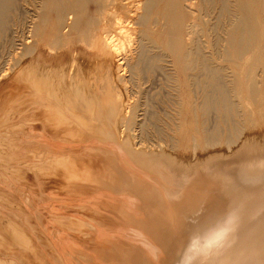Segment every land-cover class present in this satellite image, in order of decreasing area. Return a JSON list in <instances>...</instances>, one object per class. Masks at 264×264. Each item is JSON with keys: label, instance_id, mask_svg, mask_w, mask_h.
Listing matches in <instances>:
<instances>
[{"label": "bare ground", "instance_id": "1", "mask_svg": "<svg viewBox=\"0 0 264 264\" xmlns=\"http://www.w3.org/2000/svg\"><path fill=\"white\" fill-rule=\"evenodd\" d=\"M114 1L119 3L122 7L121 10L125 9L128 12L126 16L119 17L123 18V21L118 23L123 25L122 27L117 26L116 29V26H113L115 30H110L112 33L106 32L107 34L101 43L100 54L97 55L98 59L95 62L84 59L79 61V64L76 62V66L52 67L44 64L43 60L41 62L39 58L31 57L28 62L21 57L24 60L22 61L24 63L26 61L27 64L23 66L20 63L22 68L19 65L21 69L13 73L12 83L16 82L18 87L9 85L0 93V114L6 112L9 104L21 100H24L22 107L25 109V113L21 117H17L16 119L21 120L13 123L9 129L1 130L0 160L17 162L18 158H22L23 155L14 152L18 149L21 151L23 147L27 149L29 154L36 156L38 155L37 152L40 151L37 146L49 143L52 146H47L48 149L46 148L47 151L44 154L48 161L47 169L39 167L40 170H34L38 178L42 175L45 176L44 179L43 177L39 180L35 178L43 193L47 194L48 189L50 187L52 189L55 182L61 184L64 178L71 177L70 185L73 186L76 197L86 198L88 190H93L96 197H104V202L99 206V212L97 211L99 220L96 221L95 225L91 223L93 226L88 223V227L85 228L88 230L86 236L94 245L92 249L91 247L88 249L91 252L90 261L87 264H153L161 253L165 256L160 264H264V134L247 132L248 129L257 125L255 124L257 119L254 112L248 111V105L242 97L243 86L248 80L255 81V85L248 89L249 95L255 98L261 95L263 82L261 80L259 83L261 78L254 75L255 68L252 66H258L264 60V20L260 19L262 17L258 18L257 15H254L256 17L252 15L247 0H235L232 7L229 6L230 0H220L219 12L223 16L218 15L217 17L215 15L218 18V23L215 21L216 23L214 22L215 24L212 26L210 22L213 27L210 30L218 33L221 31V26L226 24L227 28L224 30L227 37L223 33L221 34L226 37V46L224 47L223 41H221L223 50L221 45L220 47L218 45L213 46L212 43L219 34L216 36L215 32L216 38H213L211 46L213 49L217 46L219 49L221 48L222 51L219 50L218 54L221 58H228L233 62L243 61L244 65L241 72L234 75V79L232 78L228 82L226 77L213 67L214 65H211L212 59L208 57L210 53L205 55L204 43L201 45L198 37L195 38L196 35L201 36L204 33L203 28L206 25L203 24H206L204 23L206 21L203 24L200 22L203 27L200 26L199 22L198 25L193 26L194 23L191 25L189 21L186 23L184 22L185 19L182 20V15L184 12L186 13L188 6L192 7L190 0L189 3L188 0ZM206 1L212 4L216 3L215 0ZM89 2L90 0H51L45 4V8L57 14L58 33L53 38L54 44H59L70 32L78 30L82 26V16ZM186 2L188 6L185 5ZM162 4H165L164 7ZM119 5H117L118 8ZM17 6L18 0H0V38L8 33L10 23H13L10 22V18L14 15L10 16L16 12ZM113 13L115 12L113 11ZM33 14L35 13L33 12ZM105 14L106 7L102 20H104ZM111 15L113 16V14ZM116 17L118 18V16ZM206 17L208 19V16ZM222 17H225L226 22H223L224 19L220 20ZM205 18L203 17L201 20H206ZM31 20L33 19H30V22ZM219 20L223 22V25ZM35 21L33 22L35 23ZM88 23L90 22L88 21ZM150 26L160 27L161 37L164 39V46L160 48V51L157 49L159 52L155 55L149 54L151 53L148 46ZM107 29L109 30V28ZM38 30L39 27L36 32ZM80 33L82 34L81 31ZM191 35L192 37L195 35V39L188 43ZM221 38L219 40L223 39ZM216 41L215 43L218 44L219 41ZM125 43L130 47L137 44V53H132L134 48H130V51L127 52L131 53L130 55L124 54L126 52L122 53L124 55L120 54L122 49V52L124 51ZM61 44L62 42L58 46ZM19 46L17 44L16 47ZM13 47L11 48L13 49ZM16 47L14 48L20 49ZM9 49L10 47L5 51ZM21 49L18 50L19 53ZM10 52L12 53V51ZM13 52L16 51L13 50ZM27 52L33 55V47H27ZM216 52L218 53V51ZM216 52L213 54L215 55ZM12 54L14 55V53ZM8 56L12 55L9 54ZM165 59L169 60V64L174 65L171 70L180 67L190 80L198 79L195 82L197 83L196 86L203 91L199 108L205 118L214 114L216 121L226 126V129H222L218 122L211 128L206 127L205 124L204 137L201 140L197 137L194 138L193 152L195 155L193 157L176 155L174 151L164 149L165 145V147H161L162 143H159V148L161 147L162 151L157 149L156 151L159 153H153L154 150L151 151L144 147L147 145L142 143L144 137H147L145 136L147 130L145 125L137 121L141 104L131 102V97L134 95L131 90L136 89L139 96L145 88L141 89L144 83L150 82L151 77L153 79L151 75H154L158 69L155 66ZM1 61L3 60L1 59ZM163 64L166 65L167 62ZM9 67L5 66L4 68ZM0 68L2 67L0 66ZM6 74L0 75L1 79L7 78ZM161 76L164 78L163 74ZM156 79L157 77H155ZM153 82L152 85L154 86ZM171 84L170 87L173 86ZM191 87L198 89L195 86ZM145 95L148 99L147 94ZM18 96H22V99H19ZM142 97L144 98V96ZM191 98L190 96L189 100ZM179 102L181 103V101ZM189 104L191 103L189 102ZM259 110L261 111V108ZM236 112L242 118L241 122L238 123L239 125L232 123V116ZM84 115L89 116L90 119L86 123L90 126V134L82 132L75 122L76 119L83 121ZM72 116H75L76 119H71ZM132 127L140 129L141 142L136 140V138L139 139L138 132L136 136L132 134ZM62 137L65 138L63 140L65 143L70 142L66 141L67 137L76 142V144L71 143L75 147L68 148L69 145L63 142H52V138L61 140ZM79 141L85 145L84 150L78 148L82 146L80 144L78 146ZM66 146L68 147L65 148ZM186 146L188 147V145ZM153 147L151 146V148ZM218 147L221 149L216 151ZM203 151L206 153L203 154ZM93 155L96 157L99 155L100 158L97 157L99 160L95 158V161L88 162L87 159ZM156 156L158 158H155ZM10 164L12 163L10 162ZM127 165L131 166L127 167ZM3 166H6V163ZM14 169H12L13 173L10 174L18 173V171L14 172L16 170ZM0 170L2 171L0 172L1 176L7 178L6 175L9 173L5 171L6 174L2 169ZM196 174L203 178V182L197 188L198 193L194 194L189 185L192 176ZM18 176L19 179L24 178L33 181V178L28 175V178L24 174ZM193 178L195 177L193 176ZM0 179L2 178L0 177ZM7 182L9 183V181ZM7 182L5 184L9 187ZM185 188H189L188 192L191 197L188 198V201L184 202L183 200L181 202L185 194L188 193L187 190H184ZM0 190V208L4 209H0L2 210L0 211V233H7L8 235L4 234V236H8L11 240V242L9 240L10 243L5 241L4 244L3 241L7 237L5 236L4 240L0 238V248L5 251L7 250L5 246L10 244L13 245L14 250H19L13 254L14 259H11L12 257L4 258L0 255V264H80L78 261L69 260V257H66L63 249L67 247L62 248V243H55V240L50 243L49 235L51 232L48 231L49 235L45 233L49 229L48 226H59L62 217L58 221L53 212H49L50 208L47 211L49 217H45L49 219L48 224L44 218L45 214L43 215L44 211L39 213L36 211L39 215L35 214V218L32 216L33 214L25 215L24 211H20L24 214L22 215L19 213L20 208L17 209L18 211L16 210L19 201L18 203L15 202L17 199L14 198L15 196L11 194V191ZM31 191L33 192L32 196H34L37 189L32 187ZM92 196L90 195V197ZM43 197L41 195V198ZM50 198L53 201L56 199L52 196ZM77 204L75 206H78ZM22 205L18 207H23ZM86 221L88 222V220ZM35 222L36 224H33ZM178 229L181 230L180 233H178ZM49 230L51 231V229ZM37 232L44 235L41 237V234L39 235ZM58 237L56 236V238ZM46 239L50 244L43 242ZM59 241L61 242V240ZM76 254L75 256H77ZM69 255H72L71 252ZM62 257H64V261ZM48 258L51 259V262Z\"/></svg>", "mask_w": 264, "mask_h": 264}, {"label": "rangeland", "instance_id": "2", "mask_svg": "<svg viewBox=\"0 0 264 264\" xmlns=\"http://www.w3.org/2000/svg\"><path fill=\"white\" fill-rule=\"evenodd\" d=\"M33 1V2H32ZM51 0H18V6H17V9L15 10L16 12H14V14H12L10 17H12L14 15V17L10 18V22H13V23H10V29L8 30V33H5L3 36L5 37H2L0 38V57L1 59L4 61H1L0 59V66L2 68H0V75H4L6 74V77L10 76L9 78H2L0 77L1 81H0V93H2L9 85H13V86H17V83L16 82H13L12 83V76H13V73L16 72V70L18 71V69H21L22 68V65L24 66V64L26 65L28 61L32 58H39L42 62L43 60V63L44 64H47L49 66H52V67H59V66H62L65 65L66 67H72V66H76L77 63L79 64V61H82L84 59L86 60H90L91 62H95L97 59H98V56L100 54V50L102 48V41L104 40V37L107 33H110L111 31H114V27L117 29L119 27H122L123 25H120L118 24L120 21H123V18H119L120 16H126L127 14V10L122 9V7L119 5V3H117L116 1L114 0H90V2L88 3V6L87 8L85 9L84 13H83V16H82V21H81V25L79 27L78 30H73L72 32H70L67 37H65V41L62 40V44L60 46H58L59 44H54L53 42V38L55 36H57V33H58V19H57V14L55 12H52L51 10L45 8V4L50 2ZM206 0H190V6L192 5V7H189L188 4L189 3V0H188V3L186 2L185 5L188 6V10L186 11V13L184 12V14L182 15V20H184V22L186 23H189L192 25L193 23V26L194 25H198V22L202 23L204 21V23L206 24H203V25H206V27H204L201 23H200V26L202 25L204 28V33H202L201 36H195L192 35L190 36V39H188V43H191L192 39H195L196 37H198L199 39V42L200 44L202 45L203 43V46L205 47L204 49V52H205V55L207 56V54L210 53V56L208 55L209 59H212V63L211 65H214L213 67L217 68L223 76L226 77V80L229 82L231 81V79L233 78L234 79V75L238 74L241 72V70L243 69V61H239L237 60L236 62H233L231 61L230 59L228 58H224L219 54L220 51L223 50V45L224 47L226 46L225 44V39H226V34H225V30L227 27H226V24H224V26H221V31H219L218 33L221 35L223 33V35H225L226 37H224L223 35H219L217 33V31H211L210 29L213 28V24H215L217 21H218V15L223 16L220 14L219 12V9H220V0H215L214 4L210 3V2H205ZM229 1V0H227ZM231 4H230V3ZM228 3H229V6L232 7L234 5V2L235 0H230ZM31 3V4H29ZM112 3V4H111ZM114 3V4H113ZM218 3V4H217ZM255 3V4H254ZM35 4V5H34ZM39 4V5H37ZM247 4L249 5V8L251 10V12L253 13L252 15H257L258 18L264 20V0H247ZM261 4V5H260ZM108 5V6H107ZM117 5H119V8L117 7ZM165 4H162V6L164 7ZM201 7H200V6ZM209 7H208V6ZM213 5V6H212ZM20 6V8H19ZM36 6V7H35ZM161 6V7H162ZM215 6V7H214ZM219 6V7H218ZM106 7V14L104 15V20H102L103 18V14H104V8ZM162 7V8H163ZM200 7V8H199ZM36 8V10H35ZM118 8V9H116ZM192 8V9H191ZM256 8V9H255ZM261 8V9H259ZM35 10L33 11L35 14H33V12L31 10ZM190 9V10H189ZM233 9V8H232ZM19 10V11H18ZM111 10V12H110ZM116 10V11H115ZM121 10V12H120ZM113 11L115 13H113ZM196 11V12H195ZM215 11V13H214ZM117 12V14H116ZM124 13V14H120V13ZM195 12V13H194ZM113 14V16L111 14ZM190 13V14H188ZM262 13V14H261ZM115 14V15H114ZM120 14V15H119ZM197 14V15H196ZM198 14H199V17H198ZM193 15V16H192ZM195 15V16H194ZM217 17H216V16ZM263 15V16H262ZM36 16V18H34ZM118 16V18L116 17ZM189 18H188V17ZM208 16V19L207 17ZM19 17V18H18ZM109 17V18H108ZM116 17V19H115ZM187 17V18H185ZM194 17V18H193ZM205 18L206 20H201V18ZM256 17V16H254ZM200 18V19H199ZM210 18V19H209ZM12 19V20H11ZM30 19H33L31 20L30 22ZM36 19V21H35ZM42 19V20H41ZM92 19V21H91ZM118 19V20H117ZM188 19V20H187ZM198 19V21H197ZM213 19V20H211ZM217 19V20H215ZM223 20V22H226V19L225 17H222L220 20ZM41 20V21H40ZM108 22H107V21ZM208 20V21H207ZM211 20V21H209ZM219 20V21H220ZM35 21V23L33 22ZM88 21L90 23H88ZM114 21V22H113ZM118 21V22H117ZM189 21V22H188ZM197 21V22H196ZM216 21V22H215ZM16 24H15V23ZM106 25H105V23ZM208 22V23H207ZM210 22L212 23L210 25ZM215 22V23H214ZM223 22L220 21V23L223 25ZM21 23V24H20ZM112 25H110V24ZM115 25H114V24ZM218 23V22H217ZM34 24V25H33ZM109 27H108V26ZM209 25V26H208ZM32 26V27H31ZM41 26V27H40ZM114 26V27H113ZM125 26V25H124ZM39 27V30L38 32H36L37 28ZM86 27V28H85ZM109 28V30L107 28ZM126 27V26H125ZM154 26H150V29L148 30L149 31V40H148V46L150 47L149 48V51L151 53H149L150 55H155L157 52L160 51V48H162L164 46V39L161 37V29L160 27H154ZM32 28V29H31ZM57 28V29H56ZM156 28V29H155ZM223 28V29H222ZM83 29V30H81ZM208 29V30H206ZM82 32V34L80 33V31ZM111 30V31H110ZM109 31V32H108ZM208 31V33H207ZM84 32V33H83ZM107 32V33H106ZM214 32L216 33L215 35L217 36V38L215 37L214 35ZM28 33V34H27ZM77 33V34H76ZM112 33V32H111ZM213 33V34H212ZM71 34V35H70ZM119 34V32H118ZM121 34V33H120ZM211 34V36H210ZM52 35V36H51ZM75 35V36H73ZM79 35V37H78ZM203 35H207V36H204ZM38 36V37H37ZM137 38L138 36L135 35ZM195 36V38H194ZM214 36V37H213ZM70 37V38H69ZM72 37V38H71ZM74 37V38H73ZM134 37V38H136ZM221 38L222 40H219V38ZM31 40H30V39ZM34 38V39H33ZM69 38V39H68ZM136 38V39H137ZM212 38V39H211ZM213 38H216L214 39V43L213 42ZM3 40V41H2ZM18 41L17 43H15L16 41ZM24 40V41H23ZM29 40V41H28ZM204 40V41H203ZM211 40V41H210ZM13 43H11V42ZM21 41V42H20ZM218 42V44L215 43ZM221 41H223V45L221 44ZM20 42V43H19ZM28 42V43H26ZM30 42V43H29ZM50 42V43H49ZM156 42V43H155ZM202 42V43H201ZM206 42V43H205ZM9 43H10V46H9ZM26 45H25V44ZM48 43V44H47ZM53 43V44H52ZM68 45V46H65L64 45ZM67 43V44H66ZM213 46H216L218 45L220 47L221 45V48L219 49V47H215L213 49V47L211 46L212 44ZM4 44V45H3ZM8 44V45H7ZM13 44V45H12ZM18 44L19 47H16ZM24 44V45H23ZM158 44V45H157ZM207 44V45H206ZM12 45V46H11ZM33 45V46H32ZM35 45V46H34ZM47 45V46H46ZM52 45V46H50ZM128 46L129 48H127L126 46ZM137 44H134L132 45L131 47L128 45V44H124V51L122 52V50L120 51V54L124 53V54H129L127 53L128 51H130V48H134L132 50V53L136 54L138 50V46ZM211 46V47H206V46ZM16 48H22L20 53L18 50L20 49H15L14 47ZM10 47V51H12V53H14V56L9 50L5 51L6 49H8ZM13 47V49L11 48ZM26 47V48H25ZM27 47H33V51H34V54L33 55H30V53L27 52ZM57 47H59L57 49ZM126 47V48H125ZM159 47V48H158ZM51 48V50H50ZM136 48V49H135ZM129 49V50H128ZM152 49V50H151ZM159 49V51L157 50ZM207 49V50H206ZM214 51H213V50ZM215 49H218V50H215ZM13 50H15L16 52H13ZM23 50V51H22ZM156 50V51H155ZM209 50V51H208ZM220 50V51H219ZM5 51V52H4ZM18 51V52H17ZM25 51V52H24ZM36 51V52H35ZM153 51V53H152ZM208 51V52H207ZM212 51V52H211ZM218 51V53L216 52ZM9 52V53H8ZM214 52L215 55L213 54ZM7 53V54H5ZM19 56H17V54ZM26 53V54H25ZM207 53V54H206ZM9 54H11L12 56H8ZM122 54V55H124ZM131 54V53H130ZM129 54V55H130ZM213 54V55H212ZM3 55V56H2ZM251 56L253 55L250 54ZM249 55V56H250ZM30 56V58H29ZM75 56V57H74ZM97 56V58H96ZM214 59H213V57ZM215 56H217L215 58ZM3 57V58H2ZM5 57V59H4ZM12 60H11V58ZM14 57H17V58H14ZM25 63L23 62L24 60ZM219 57V58H218ZM14 58V59H13ZM79 58V59H78ZM81 58V59H80ZM10 59V60H8ZM29 59V60H28ZM77 59V60H76ZM221 59V60H220ZM8 60V61H7ZM15 60V62H14ZM23 60V61H22ZM223 60V61H222ZM9 64V65H7ZM11 61V62H10ZM74 61V63H73ZM166 61L167 64H163V63H166L164 62ZM164 61H161L160 63L158 62V65H156L155 67H157V71L155 72L154 75H151L153 76V79L151 77V81L148 82L147 84L144 83V86H142L141 89H143L139 94L138 96V93H137V90L136 89H133V87H131V92H134V95H132L133 97H131V102L133 103H137V104H141V108H140V111H139V114H142V115H139L138 114V122L145 125L146 126V134L145 136L147 137H144V142L142 143H146V144H143V145H147V146H144L148 149H150L151 151H153V153H159V151L157 152L156 150L160 149L162 146H164L163 148L164 149H168V150H172L174 151V153L176 155H179V156H182V157H193L195 155V152H193V144H194V138H198V139H202L204 137V129H205V124H206V127H213L215 126L216 123H218L215 119V116H213L214 114H212V116H208V118H205L203 112L201 111V109L199 108L201 102H202V96H203V91L202 89H199V87H197V80H190L188 78V76L186 74L183 73V71L180 69V67H175L176 70H171V68L174 67V65L172 64H169V60L168 59H165ZM3 62V63H2ZM17 62V63H16ZM69 65H68V63ZM77 62V63H76ZM224 62V63H223ZM229 64H228V63ZM13 65H11V64ZM20 63L22 65H20ZM67 63V64H66ZM71 63V64H70ZM219 63V64H218ZM223 63V64H222ZM2 64V65H1ZM6 64V65H5ZM76 64V65H75ZM161 64V65H160ZM225 64V65H224ZM16 65V66H14ZM19 65L21 66V68L19 67ZM169 65V66H168ZM216 65V66H215ZM242 65V66H241ZM5 66L9 67V68H4ZM161 68H160V67ZM164 66H167L164 68ZM226 66V67H225ZM13 67V69H12ZM231 67V68H230ZM253 68H255V73L254 75L256 77H259L261 79H259V83H261V80H262V87H261V95L259 97H251L249 95V92H248V89L250 87H253L255 85V81L254 80H248L246 81V85L243 86V93H242V97L245 101V103L248 105V111L249 112H254V114L256 115V123L257 125H254L253 128H250L247 130L248 133H256V134H264V60L262 63H260L258 66H252ZM16 68V69H15ZM170 68V69H169ZM221 68V69H220ZM223 68V69H222ZM169 69V70H168ZM226 69V70H224ZM3 70H6V71H3ZM9 72H8V71ZM13 70V71H12ZM166 70L170 71L169 73L166 72ZM223 72H222V71ZM159 73V74H158ZM160 73H162L164 75V78H162L163 76L160 75ZM180 73V74H179ZM260 73V74H259ZM158 74V75H157ZM171 74V75H169ZM231 74V75H230ZM167 75V76H166ZM169 75V76H168ZM178 75V76H177ZM189 75H192V73H189ZM155 77H157V79L159 80V82L157 83V81L155 80ZM172 77V78H171ZM230 77V78H228ZM169 78V79H168ZM183 78V79H182ZM8 79V80H7ZM173 79V80H171ZM203 79V78H201ZM200 79V80H201ZM4 80V82H3ZM154 81V82H153ZM182 81V82H180ZM186 81V82H185ZM11 82V83H10ZM152 82L154 84V86L152 85ZM156 82V84H155ZM169 82V83H168ZM173 82V83H172ZM172 83V84H171ZM195 83V84H194ZM151 84V85H150ZM168 84H169V87H168ZM170 84L172 87H170ZM19 85V84H18ZM184 85V86H183ZM188 85V86H187ZM154 88H153V87ZM191 86H195V88H198V89H194V87H191ZM130 87V86H129ZM148 88V89H147ZM173 88V89H172ZM185 88V89H184ZM193 88V89H192ZM177 89V90H176ZM184 89V90H183ZM147 90V91H146ZM187 90V91H186ZM194 90V91H193ZM201 90V91H200ZM200 91V92H199ZM174 92V94H173ZM194 93V94H193ZM135 94L136 97H135ZM147 94V98L146 99V95ZM196 94V95H195ZM150 95V96H149ZM171 95V96H170ZM174 95V96H173ZM177 95V96H176ZM185 95V96H184ZM195 95V96H194ZM144 96V98L142 97ZM176 96V97H175ZM190 96L192 97L190 100ZM22 96H18L19 99H22L21 98ZM138 97V98H137ZM195 99H194V98ZM197 97V98H196ZM151 98V99H150ZM173 98V99H172ZM185 100H184V99ZM142 99V100H141ZM176 99V100H175ZM136 100V101H135ZM141 100V101H140ZM147 100V102H146ZM173 100V101H172ZM258 100V101H256ZM23 101L24 100H21L19 102H13L11 104H9L6 108V112H3L2 114H0V132L2 131H6L7 129L10 128V126L13 124V123H17L18 121H20L21 119H16L17 117H21L22 115H24L25 113V109L22 107L23 106ZM144 101V102H143ZM181 101V103L179 102ZM192 101V102H191ZM189 102L191 104H189ZM18 103H19V106H18ZM22 103V104H21ZM145 103V104H144ZM193 103V104H192ZM200 103V104H199ZM143 104V105H142ZM151 106H150V105ZM187 104V105H185ZM195 104V105H194ZM197 104V106H196ZM17 105V107H16ZM174 105V106H173ZM199 105V106H198ZM12 106V107H11ZM184 106V108H183ZM15 107V108H14ZM21 107V108H20ZM147 109H145V108ZM181 107V108H180ZM154 108V109H153ZM174 108V109H173ZM251 108V109H250ZM259 108H261V111L259 110ZM12 110V111H11ZM155 110V111H153ZM159 110V111H158ZM174 110V111H173ZM164 111V112H163ZM167 111V112H165ZM170 111V112H169ZM173 111V112H171ZM17 112V113H16ZM18 112H22V113H18ZM157 112V113H156ZM159 112V113H158ZM177 112V113H176ZM190 112V113H189ZM162 113V114H161ZM165 113V114H164ZM169 115H168V114ZM20 116H18V115ZM147 114V116L145 117V115ZM160 114V115H159ZM167 114V115H166ZM174 116H173V115ZM263 114V115H262ZM163 115V116H162ZM165 115V116H164ZM9 116H11L12 118H10ZM168 116V117H167ZM169 116H173V117H169ZM198 116V118H197ZM13 117H15L13 119ZM74 117V118H72ZM71 119L75 120V116H72ZM145 117V118H144ZM151 117V118H150ZM160 117V118H159ZM262 117V118H261ZM8 118V119H7ZM83 121H77V119L75 120V122L77 123L79 129L84 132V133H88L90 134V126L88 124H86L87 122H89V116H83ZM150 118V119H149ZM167 118V119H166ZM193 118V119H192ZM12 121H11V120ZM16 119V121H14ZM88 119V120H87ZM163 119V120H162ZM170 119V120H169ZM205 119V120H203ZM152 120V121H151ZM194 120V121H193ZM200 120V121H199ZM208 120V121H207ZM242 120V118L240 117V115L236 112L234 113V115L232 116V123H235V124H238L240 123ZM152 123H151V122ZM188 121V122H186ZM198 121V122H197ZM202 121V122H201ZM161 122V124H160ZM191 122V123H189ZM5 123V124H4ZM9 123V124H8ZM148 123V124H147ZM185 123V124H184ZM188 123V124H187ZM199 123V124H198ZM220 123V122H219ZM174 124V125H173ZM221 124V123H220ZM177 125V126H175ZM187 125V126H186ZM202 125V126H201ZM239 125V124H238ZM163 126V127H162ZM170 126V127H168ZM154 127V128H153ZM165 127V128H164ZM201 127V128H200ZM221 128L222 129H226V126L221 124ZM133 131H132V134L134 136H139V139L136 138L137 142H141V138H140V135H141V132H140V129L136 127H132ZM136 129V130H135ZM2 130V131H1ZM135 130V131H134ZM193 131V132H192ZM134 132V133H133ZM138 132V133H137ZM170 134H169V133ZM186 132V133H185ZM200 132V134H199ZM137 133V134H136ZM150 133V134H149ZM158 133V134H157ZM193 133V134H192ZM155 134V135H154ZM171 135V137H170ZM176 135V136H174ZM63 136V135H61ZM167 136V137H165ZM174 136V137H172ZM241 136V135H240ZM142 137V136H141ZM163 137V138H162ZM64 138V137H62ZM59 140H55L54 138H52V142L53 141H56L55 143H61L63 142L64 139ZM147 138V140H146ZM160 138V139H159ZM178 138V139H176ZM186 138V139H185ZM54 139V140H53ZM152 139V140H151ZM162 139H165L162 141ZM175 139V140H174ZM154 140V141H153ZM158 140V141H157ZM192 140V141H191ZM57 141H60V142H57ZM66 141H70V142H66L65 141L63 142L64 144L66 145H69L66 146L65 148H71V146L75 147V145H72L71 143H75L73 140H71L70 138H66ZM152 141V142H151ZM157 141V142H156ZM188 141V142H187ZM185 142V143H184ZM54 143V142H53ZM148 143V144H147ZM152 143H155V144H152ZM161 145H160V144ZM173 143V144H172ZM175 143V144H174ZM176 143H179L178 145ZM187 143V144H186ZM189 143V144H188ZM47 144V145H46ZM82 145V143L79 141L78 143V146ZM150 144V145H149ZM184 144V145H183ZM51 145V144H50ZM49 143H45L43 145H39L37 146L38 149H40L39 152H37L38 155L34 156L32 154H29V152L27 151V149H25L24 147L21 149V151L19 150H16L14 153L15 154H19L20 155H23L22 158H18L19 160L17 163L15 160V162L13 161H10V160H0V169L3 170V172H8L9 175L7 174L6 176H8L7 178H3L4 176H1L0 174V177L2 179H0V189H6V191H11V194L13 196H15L14 198H16L17 200L15 202L18 203V205H16V210L18 208H20L19 210V213L22 214L21 212H23L25 215L27 214H33L32 216L35 218V214L39 215L38 213L39 212H43V215H44V218L47 216L49 217V214L47 213L48 211V208L49 209V212L54 214V216L56 217V219L58 218V221L60 222L59 226L58 225H51V226H48L49 229H51V231L49 229H47L45 231V233L47 235H49L51 232V236L49 235V241L50 243H52L51 241L55 240V243H58V244H61L63 245L62 248L67 247V248H64V253L66 254V257H69L68 259L69 260H76L78 261L80 264L81 262L84 264H87L89 261H90V258H89V255H90V252L88 249L91 247V249L94 247L93 245V242L89 240V238L86 236V234L88 233V230L85 228L88 227V225H92L93 224L95 225L96 221L99 220L98 218V215H97V211L99 212V206H101V204L104 202V197L103 196H94L95 195V192H93V190H88V193H87V197L86 198H78L75 196V190L73 188V186L70 185V180H71V177H66L63 179L62 183H57L55 182L54 183V188L50 187V189H48L47 191V194L46 193H43V191L41 190V187L38 186L37 184V180L35 181V178L37 179L38 176L36 175L35 171L34 170H40V168H44V169H47V165H48V161L45 159V151H47L48 147L50 146ZM157 147H156V146ZM159 145L161 146L159 148ZM188 145V147L186 146ZM48 146V147H47ZM52 146V145H51ZM85 145H82V146H79L78 148L84 150ZM151 146L154 148H151ZM178 148H176V147ZM73 147V148H74ZM171 147V148H170ZM173 147V148H172ZM175 147V148H174ZM191 147V148H190ZM47 148V149H46ZM188 148V149H187ZM221 148L218 147L216 149V151L220 150ZM162 151V149H160V152ZM44 152V153H43ZM178 152V153H177ZM202 153V152H201ZM206 153V151H203V154ZM27 154L28 156H25ZM94 156V155H93ZM91 156L88 160V162H93L95 161L97 157L100 158V156L98 155L97 157L96 156ZM38 158V159H37ZM99 158H97V160H99ZM155 158H158L157 156ZM5 161V162H4ZM2 162V163H1ZM9 164H8V163ZM10 162L12 164H10ZM6 163V166H3L5 165ZM41 163V164H40ZM44 163V164H43ZM46 163V164H45ZM3 167H2V166ZM12 165V166H10ZM42 165V166H41ZM38 166V167H37ZM131 165H127V167H130ZM2 167V168H1ZM16 169H14V168ZM29 167V168H27ZM40 167V168H39ZM5 168V169H4ZM9 168V169H8ZM10 168L14 169L15 171L14 172H17L16 174H10L11 172L13 173V170L11 169V172H10ZM29 169V170H28ZM9 170V171H8ZM0 172H2L0 170ZM20 172V173H19ZM22 172V173H21ZM30 175H29V174ZM24 174L27 178L28 176L29 177H32L33 178V181L31 180H28V179H24V178H17L19 177L18 175L22 176ZM143 174V173H142ZM15 175V177H14ZM28 175V176H27ZM35 175V176H33ZM193 176L195 178H193ZM192 176V181L189 185L191 191L194 193V194H197L198 190L197 188L201 186L202 182H203V178H200L199 174L197 175H193ZM10 177V178H9ZM44 177L45 176H41ZM41 177H39L41 179ZM14 178V179H13ZM38 178V180H39ZM7 179V181H9V183L7 181H5ZM68 179V180H67ZM22 180V181H21ZM28 180V182H27ZM4 183H3V182ZM5 182H7L9 185V187L6 186ZM57 184V185H56ZM11 185V186H10ZM56 185V186H55ZM62 185V186H61ZM65 185V186H64ZM22 186V187H21ZM37 186V187H36ZM32 187H35V190L37 189L36 191V194L34 196L33 195V192L31 191L32 190ZM39 187V188H38ZM72 188V189H71ZM8 189V190H7ZM60 189V190H59ZM71 189V190H70ZM189 188H185L184 190L186 192H188ZM64 190V191H63ZM1 191V190H0ZM39 191H42L41 193ZM62 191V192H61ZM90 191V192H89ZM16 192V193H14ZM64 192V193H63ZM71 192V193H70ZM93 192V193H91ZM40 193V194H39ZM43 193V194H42ZM58 193V194H57ZM29 196H28V195ZM37 195H40V196H37ZM41 195L43 197H46L44 199L41 198ZM46 195V196H45ZM90 195L92 197H90ZM56 197V199L53 201V199H51L50 197ZM34 197V198H33ZM71 197V198H70ZM102 197V198H101ZM191 197V195L188 193L185 194V196L182 198L181 202L184 200V202L188 201V198ZM33 198V199H32ZM88 198V199H87ZM92 198V199H91ZM94 198V199H93ZM100 198V199H99ZM43 199V200H42ZM74 199V200H73ZM77 199V200H76ZM79 199V200H78ZM186 199V200H185ZM25 201V202H24ZM46 201V202H45ZM50 203H49V202ZM90 201V202H89ZM92 201V202H91ZM45 202V203H44ZM72 202V204H71ZM79 202V203H78ZM82 202V203H81ZM15 203V204H17ZM25 203V204H24ZM41 205H40V204ZM45 204L46 206H43L42 205ZM52 203V204H51ZM77 204L78 206L82 205L81 207H78V206H75V204ZM21 204H23L22 206L23 207H18V206H21ZM32 204V205H31ZM48 204H51V205H48ZM66 204V205H65ZM88 204V205H87ZM57 205V206H56ZM72 205V206H71ZM43 206V207H42ZM63 206V207H62ZM75 206V207H73ZM90 206V207H89ZM44 207L46 208L44 209ZM52 207V209H51ZM57 207V208H56ZM61 207V208H60ZM24 208H27L26 210ZM2 209V208H0ZM57 209V210H55ZM59 209V210H58ZM4 210V209H2ZM0 210V211H2ZM17 210V211H18ZM35 210V211H34ZM40 210V211H39ZM42 210V211H41ZM51 210V211H50ZM94 210V211H93ZM21 211V212H20ZM26 211V212H25ZM38 211V213L36 212ZM46 211V212H45ZM4 212V211H3ZM5 213V212H4ZM22 214V215H24ZM61 214V215H60ZM64 214V215H63ZM58 215V216H57ZM32 217V218H33ZM62 217V218H60ZM70 218V219H67V218ZM33 218V220H34ZM60 218V219H59ZM66 218V219H65ZM84 218V219H82ZM91 218V219H90ZM46 219V218H45ZM65 219V220H64ZM81 219V221H80ZM88 220V222L86 220ZM96 219V220H95ZM49 219H46L47 221V224H48V221ZM83 220V221H82ZM64 221V222H63ZM67 221V222H66ZM86 221V222H85ZM66 222V223H65ZM79 223V224H78ZM89 223V224H88ZM93 223V224H91ZM23 224V223H22ZM33 224H36L33 223ZM82 224V225H81ZM67 225V226H66ZM66 226V227H65ZM52 227V228H51ZM62 227V228H61ZM76 227V228H75ZM53 229V230H52ZM59 229V231H58ZM55 230V231H54ZM67 230V231H66ZM70 230V231H69ZM49 231V232H48ZM74 235H73V233ZM178 233L181 232L180 229L177 230ZM55 232V233H54ZM58 235H57V233ZM1 234V233H0ZM3 234V236H2ZM1 234V237L2 238L1 240H4L5 236L4 234H7V233H2ZM37 234H41L40 232H37ZM55 234V235H54ZM8 235V234H7ZM44 234H41V237L43 236ZM54 235V236H52ZM61 237H58L60 236ZM56 236L58 238H56ZM64 236V237H63ZM69 236V237H68ZM7 238L3 241V243L6 241V242H9V237L6 236ZM53 237V239H52ZM68 239L66 240V238ZM74 237V238H73ZM81 237V238H80ZM64 238V239H63ZM61 240V242L58 240V242H56L57 240ZM40 240V239H39ZM45 240V239H44ZM48 239H46L47 241ZM64 240V241H62ZM43 241L44 243L46 244H50L49 241ZM11 242V240H10ZM9 242V243H10ZM8 243V244H9ZM5 244V243H4ZM67 245V246H66ZM77 245V246H76ZM79 245V246H78ZM86 246V248H85ZM89 246V247H88ZM7 248V250H2L0 248V255H2V257H7V258H11V259H14V256L13 254L16 252V251H19L18 249H13V245L11 246L10 244L9 245H6L5 246ZM83 248V249H80V248ZM71 252L72 255H69V252ZM90 249V250H91ZM14 250V251H12ZM7 251V252H6ZM66 251V252H65ZM77 253H75V252ZM6 252V253H4ZM9 252V254H8ZM11 252V253H10ZM13 252V253H12ZM68 252V253H67ZM74 252V253H72ZM46 254V253H45ZM75 254L77 256H75ZM79 254H82V255H79ZM84 254V256H83ZM75 256V257H73ZM88 256V257H87ZM164 254H160V256L154 261L153 264H160V262L164 259ZM46 257H47V254H46ZM78 257V258H77ZM63 258V261L65 260L64 257ZM82 258V259H81ZM78 259H81V260H78ZM85 259V261H84ZM48 260L51 262V259L48 258ZM81 261V262H80ZM29 264V263H28Z\"/></svg>", "mask_w": 264, "mask_h": 264}]
</instances>
